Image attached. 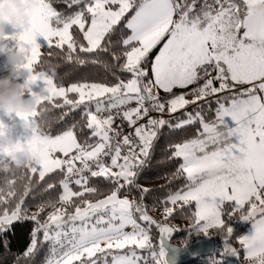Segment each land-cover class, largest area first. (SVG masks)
Instances as JSON below:
<instances>
[{
	"label": "snow or ice",
	"instance_id": "6c2138e0",
	"mask_svg": "<svg viewBox=\"0 0 264 264\" xmlns=\"http://www.w3.org/2000/svg\"><path fill=\"white\" fill-rule=\"evenodd\" d=\"M31 16L5 41L27 53L13 74L36 108L0 120L26 122L17 134L39 149L22 172L4 171L0 253L13 264H36L44 248L43 264H169L174 233L216 230L221 255L239 258L238 218L251 223L237 238L244 260L264 264V0H37ZM49 58L67 83L56 64L40 70ZM165 133L176 167L160 196L140 180ZM38 191L59 195L30 213ZM177 215L187 228L169 223Z\"/></svg>",
	"mask_w": 264,
	"mask_h": 264
},
{
	"label": "trees",
	"instance_id": "16d2710c",
	"mask_svg": "<svg viewBox=\"0 0 264 264\" xmlns=\"http://www.w3.org/2000/svg\"><path fill=\"white\" fill-rule=\"evenodd\" d=\"M56 7L58 8V10L62 8V6L59 4H57ZM41 52L46 55L47 50L45 48H42ZM53 64H56L57 67L60 69L58 75L62 76L65 82L67 83L70 74L64 71L65 66L62 63H58L57 59L55 58H49L40 70L55 71V69L52 67ZM5 75H11V78L13 80L18 79V78H14V76H12L11 74V71L9 70H5L2 74H0V76H5ZM43 119L44 121L50 122L51 130L53 132H55L58 127H60L55 123V117L51 109H49V111L44 114ZM168 139H169L168 134L165 133L164 136L159 141V147L157 148L156 152L153 154L152 165H151L152 170L145 174L147 177L146 179L142 178L140 180V183L146 187L159 189L160 191L158 195L160 196H164L167 193L168 188H162L161 186L167 185L168 181L172 179L170 174L175 171V167H176V164L174 162L168 161L167 154L164 151H162V149L168 143ZM9 160H11L12 162L11 164L9 163ZM23 167L24 165L18 164V162H15L10 158L1 160L0 185H2L3 182V178L5 175L4 171L21 170L22 172ZM181 183H182L181 180H174L173 183L170 185V187L172 189H175ZM58 195H59L58 191L52 193H44L42 191H38L34 197L29 199L28 211L32 212V209L36 208V204L39 203L41 199L54 200ZM90 198L95 199V197H90ZM145 203L148 204L151 209L150 214L158 221L161 220L162 219L160 214L161 205L157 204L155 208H151L152 205L151 200H147L145 201ZM191 210L192 209H188L187 211H191ZM24 223L29 227L31 226L30 221H25ZM169 223L172 224L173 226H179L180 228H187L189 226V220L187 218H181L179 215H177L174 219L170 220ZM230 223L234 229V233L229 243L231 244L232 247L237 249V251H242L241 247L238 246L239 244L237 242V238L244 234L250 223L239 221L238 218H234L233 221H231ZM23 231L24 229H21L18 234L23 235ZM152 237H153V242L156 243L157 233L155 230H153L152 232ZM208 237L216 240V254L222 256L221 253L224 247L223 236L217 234L216 230H211L210 235H205L194 231L189 232L187 230H181L174 233V235L171 237V241L180 246H188L191 243H194L202 239H206ZM13 251H15V249ZM47 255H48V249L47 248L42 249L41 252L35 258L36 264H43L44 259ZM222 257L231 258V259L234 258V256H229V255H223ZM13 260L14 258L8 255L7 253H0V264H13Z\"/></svg>",
	"mask_w": 264,
	"mask_h": 264
},
{
	"label": "clouds",
	"instance_id": "9594fccd",
	"mask_svg": "<svg viewBox=\"0 0 264 264\" xmlns=\"http://www.w3.org/2000/svg\"><path fill=\"white\" fill-rule=\"evenodd\" d=\"M37 6V0H0V54L3 55L5 68L13 70L24 62L26 51L17 48L9 51L4 42L9 28H23L30 24L31 10ZM17 77L21 76L19 71ZM28 98V84L21 78L13 80L11 75L0 76V110L4 112H31L36 108L35 99ZM12 141L0 135V145L8 147ZM18 164L26 166L29 158L25 153H16Z\"/></svg>",
	"mask_w": 264,
	"mask_h": 264
},
{
	"label": "rangeland",
	"instance_id": "374dc122",
	"mask_svg": "<svg viewBox=\"0 0 264 264\" xmlns=\"http://www.w3.org/2000/svg\"><path fill=\"white\" fill-rule=\"evenodd\" d=\"M31 19H32V16H31ZM30 22H31V20H30ZM4 46L7 48L8 47L7 43L4 44ZM3 59H4L3 57H0V61H2ZM11 74L14 76L13 70H12ZM15 77H17V74H15ZM26 99H29V98H26ZM34 110L35 109H33L32 111H34ZM31 112H23L20 114H30ZM0 113L4 114V116H15L17 114V113H12V112L6 113L3 110H0ZM25 126H28V125H26V122L17 121L15 124H13L9 121L0 120V135L5 136L8 140L12 141V144L9 145L8 147L0 145V158H2V159H0V161L4 160L7 156H12V154H15L17 152L20 153V151H21V153H25L27 157L30 156V159L33 158L34 153L36 151H38V149H39V145H32L31 144L32 145L31 146L29 143L21 141L20 137L17 134L18 130L22 131ZM15 156H16V154H15ZM35 210H36V208L32 209V212H34ZM250 231H251V223L249 224V226L246 229V231L244 232V234H250ZM238 246L241 247L240 245H238ZM239 253H240L239 259H240V261H242V264H255L254 261L249 262V261L244 260L243 251H239ZM232 260L238 261V258H236V259L232 258Z\"/></svg>",
	"mask_w": 264,
	"mask_h": 264
},
{
	"label": "water",
	"instance_id": "95a60500",
	"mask_svg": "<svg viewBox=\"0 0 264 264\" xmlns=\"http://www.w3.org/2000/svg\"><path fill=\"white\" fill-rule=\"evenodd\" d=\"M216 253V240L206 238L188 246H180L174 242H168L169 264H188L200 257L213 255Z\"/></svg>",
	"mask_w": 264,
	"mask_h": 264
},
{
	"label": "built area",
	"instance_id": "2783aa9c",
	"mask_svg": "<svg viewBox=\"0 0 264 264\" xmlns=\"http://www.w3.org/2000/svg\"><path fill=\"white\" fill-rule=\"evenodd\" d=\"M153 115H158V114L154 113ZM125 131H128V129L125 128ZM212 258L220 260L221 264H239V263H237L234 260L219 256V255H216V254L200 257V258H198V259H196V260H194V261H192V262H190L188 264H210V261H211Z\"/></svg>",
	"mask_w": 264,
	"mask_h": 264
},
{
	"label": "crops",
	"instance_id": "0c3cea01",
	"mask_svg": "<svg viewBox=\"0 0 264 264\" xmlns=\"http://www.w3.org/2000/svg\"><path fill=\"white\" fill-rule=\"evenodd\" d=\"M7 42L5 41L4 42V44H6ZM12 51H14V50H12ZM5 70H9V71H11V73H12V70H10V69H5ZM13 76V75H12ZM33 127H34V125H33ZM31 145V144H30ZM32 146V145H31ZM17 153H19V152H17ZM20 153H21V151H20ZM16 154V153H15ZM15 154H12V156H7L6 158H10V159H12V160H14V161H16V156H15ZM5 158V159H6ZM29 158V161L31 160L30 159V156L28 157ZM17 162V161H16ZM233 259H236V258H233ZM239 264H242V261H240V259L238 258V261H237Z\"/></svg>",
	"mask_w": 264,
	"mask_h": 264
}]
</instances>
